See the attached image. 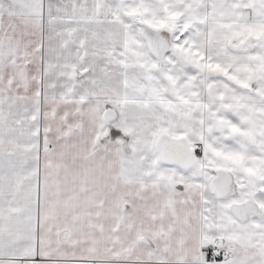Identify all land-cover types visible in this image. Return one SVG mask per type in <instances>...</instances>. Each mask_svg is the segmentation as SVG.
Returning a JSON list of instances; mask_svg holds the SVG:
<instances>
[{
    "label": "snow or ice",
    "instance_id": "obj_1",
    "mask_svg": "<svg viewBox=\"0 0 264 264\" xmlns=\"http://www.w3.org/2000/svg\"><path fill=\"white\" fill-rule=\"evenodd\" d=\"M0 264H264V0H0Z\"/></svg>",
    "mask_w": 264,
    "mask_h": 264
}]
</instances>
